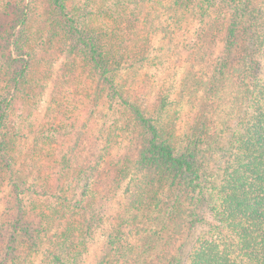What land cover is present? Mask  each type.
<instances>
[{"label": "trees", "instance_id": "1", "mask_svg": "<svg viewBox=\"0 0 264 264\" xmlns=\"http://www.w3.org/2000/svg\"><path fill=\"white\" fill-rule=\"evenodd\" d=\"M192 29L180 126L136 71ZM0 184V264H84L105 224L94 264H264V0H0Z\"/></svg>", "mask_w": 264, "mask_h": 264}, {"label": "rangeland", "instance_id": "2", "mask_svg": "<svg viewBox=\"0 0 264 264\" xmlns=\"http://www.w3.org/2000/svg\"><path fill=\"white\" fill-rule=\"evenodd\" d=\"M156 9L160 10L159 4L156 5ZM162 14L164 19H167L169 16V13L166 9L163 10ZM194 26L195 29L198 27V25L195 23ZM195 29H192L189 33H185L186 31H181V38L179 39L178 33V36H176L175 39L173 38V40H170L169 37H164V33L159 34L157 38L153 40V44L150 49V57L152 58L148 59V61L141 67H138L136 71V77L140 81L146 82L147 88L150 86V89H153L154 91L161 88L162 91L168 95L169 113L172 114V116H177L176 112L179 111V115H181V118L179 119L180 126L184 125L185 121H187L189 116L192 115V112L195 111V107L202 98L201 90L194 92L192 88H186V86H184V83H186L187 79H189L188 73L190 72L189 69L191 67H194L200 72L201 69L206 68L203 67L204 64H199L197 61H193L192 59L188 58V54L191 49L185 46V42H182V39H185L187 35H190V37H195ZM180 42L181 46L178 48L175 47V45L179 44ZM60 62L56 64V70L59 68ZM167 90H170V93ZM164 93L163 97H165ZM48 100V95L45 97L40 96L38 99V104L34 109V114L32 117L31 131L27 129V139L22 143V147L24 149H27L31 144V138L35 127L40 126V124L44 121V117H46ZM4 189V184H0V211L3 210L4 206ZM126 197L127 194L122 195L124 202L129 200H125ZM202 208V216L205 220L197 224L192 238H197L203 233L212 230V226L210 225H212L214 222L210 219L207 209H205V207ZM139 226L142 227L141 224ZM102 227H104V229L100 227L97 230L96 235L101 236V233L103 234L104 232L105 235L101 236V240H99L97 244H95L96 241L93 243L90 251H88L89 253L86 255L84 264H94L96 261V256L99 252V249L101 248L102 240L104 237H106L107 232L111 229L109 224H105ZM185 230H187V228ZM45 259L46 257H44L43 253H39L31 262H29L31 260L30 259L29 261H22L21 263L46 264Z\"/></svg>", "mask_w": 264, "mask_h": 264}]
</instances>
